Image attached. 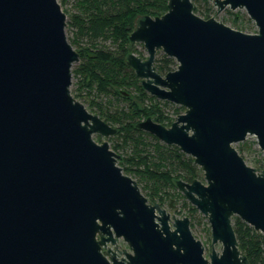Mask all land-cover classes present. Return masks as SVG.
<instances>
[{
  "label": "water",
  "instance_id": "obj_1",
  "mask_svg": "<svg viewBox=\"0 0 264 264\" xmlns=\"http://www.w3.org/2000/svg\"><path fill=\"white\" fill-rule=\"evenodd\" d=\"M210 1L246 9L258 31L169 0L138 20L128 55L146 92L185 108L170 127L148 117L137 128L203 170L206 182L176 185L222 245L207 256L188 214L151 204L94 138L118 130L73 95L80 56L59 0H0V264H249L233 217L264 234V170L235 144L254 136L264 152V0ZM158 51L177 68L158 73Z\"/></svg>",
  "mask_w": 264,
  "mask_h": 264
},
{
  "label": "trees",
  "instance_id": "obj_2",
  "mask_svg": "<svg viewBox=\"0 0 264 264\" xmlns=\"http://www.w3.org/2000/svg\"><path fill=\"white\" fill-rule=\"evenodd\" d=\"M69 1L62 0V3ZM72 1L82 17L75 19L64 10L67 23L76 27L78 36H87L91 40L87 46L80 44L77 35L69 40L80 56L72 70L77 79L74 97L81 101L83 93H86L90 101L87 108L118 130L112 137V141H116L111 145L121 155L118 164L125 174L138 182L151 204L158 203L164 207L166 204L170 206L171 201L177 203L183 199L184 205L189 206V214L197 213V209L185 201L176 182L180 179L189 183L200 180L202 169L178 146L165 144L153 134L137 128V124L148 117L170 127L185 108L146 92L134 69L128 65L132 46L130 35L138 20L145 16H162L168 11L169 0ZM194 12L197 14L199 8L194 6ZM200 17L210 18L208 13ZM133 52L142 56L137 49ZM177 65L175 59L157 52L155 67L158 73L165 75L175 70ZM238 145L242 154L247 143ZM256 169L264 170V163ZM182 213L183 209H180L179 214ZM189 218L193 227V218ZM233 227L239 248L247 256L249 264H264V234L238 216L233 217Z\"/></svg>",
  "mask_w": 264,
  "mask_h": 264
},
{
  "label": "rangeland",
  "instance_id": "obj_3",
  "mask_svg": "<svg viewBox=\"0 0 264 264\" xmlns=\"http://www.w3.org/2000/svg\"><path fill=\"white\" fill-rule=\"evenodd\" d=\"M59 2L62 6V9L69 12L70 16H74L75 19H77L78 17L79 18L82 17L80 15L78 9H76L74 7V5H73L74 2L72 0L67 2L66 4H63L62 0H59ZM193 4L195 7L199 8V12L208 13L211 16L229 21L235 27H236V24L234 22H236L237 26L239 27L238 28L239 30L252 31V32L258 31V28H257L255 22L249 17L246 9L231 10L229 7H226L224 10L218 11V8L214 5L213 1H210V0H206V1L205 0H194ZM69 20H70V18H69ZM67 22H68V17H67ZM66 33L71 40L74 37H76V35L78 36L76 27L69 26L68 23L66 26ZM78 37H79V42L81 45L87 46V45L91 44V40L87 36L83 37V36L79 35ZM106 46H110V43H106ZM135 49H137L138 52L141 53L143 56L148 57L147 50L142 43H136L133 51H135ZM77 64L78 63H74L73 68ZM73 68H72V70H73ZM72 84L76 90L77 79L74 76L72 79ZM87 98H88V95L86 93H83L82 101L86 105V107H88V104L90 103L89 99H87ZM99 136L100 135L95 134L94 138H96L100 143L104 142V140L107 139L110 142V147L116 141V140L112 141V137H114V136H109V137H104V136L99 137ZM244 142L247 143V147H245L242 154L255 167L263 164L264 163V152L259 148L256 137L248 136ZM235 146L237 147V149L240 148V145H238V144H235ZM201 178L206 182V180L204 178L203 170L201 172ZM180 199H181V197H179V200ZM185 201L187 203H189L191 206H193L187 199ZM173 204L175 207L172 210L169 209V206L167 204L164 207L172 215L177 214L179 216H182V215L188 214V216L191 217V219L193 218L194 225L191 228L200 237V239L205 243V252H206L207 256H209V254L211 253L212 247L215 250L222 249L221 243H216L215 245H212V235H211V229H210L209 222H208L207 218L195 206L194 207L197 209V213L189 214V206L184 205L183 199H181L177 203L174 202ZM180 209L181 210L183 209L182 214H179Z\"/></svg>",
  "mask_w": 264,
  "mask_h": 264
}]
</instances>
